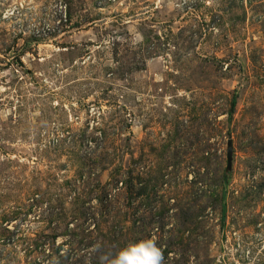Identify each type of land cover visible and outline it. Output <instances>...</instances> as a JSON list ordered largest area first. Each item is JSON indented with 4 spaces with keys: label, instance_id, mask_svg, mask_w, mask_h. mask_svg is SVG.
<instances>
[{
    "label": "rangeland",
    "instance_id": "374dc122",
    "mask_svg": "<svg viewBox=\"0 0 264 264\" xmlns=\"http://www.w3.org/2000/svg\"><path fill=\"white\" fill-rule=\"evenodd\" d=\"M149 237L264 264V0H0V264Z\"/></svg>",
    "mask_w": 264,
    "mask_h": 264
},
{
    "label": "clouds",
    "instance_id": "9594fccd",
    "mask_svg": "<svg viewBox=\"0 0 264 264\" xmlns=\"http://www.w3.org/2000/svg\"><path fill=\"white\" fill-rule=\"evenodd\" d=\"M92 251L97 254L99 264H164V251L155 237L137 242L112 251L103 243H96Z\"/></svg>",
    "mask_w": 264,
    "mask_h": 264
},
{
    "label": "water",
    "instance_id": "95a60500",
    "mask_svg": "<svg viewBox=\"0 0 264 264\" xmlns=\"http://www.w3.org/2000/svg\"><path fill=\"white\" fill-rule=\"evenodd\" d=\"M232 151H233V146H232V140H228V145H227V158H228V165H231L232 163Z\"/></svg>",
    "mask_w": 264,
    "mask_h": 264
},
{
    "label": "trees",
    "instance_id": "16d2710c",
    "mask_svg": "<svg viewBox=\"0 0 264 264\" xmlns=\"http://www.w3.org/2000/svg\"><path fill=\"white\" fill-rule=\"evenodd\" d=\"M235 104H236V100L233 99L232 104H231L230 116H232V112H233V109H234V107H235ZM119 181H120V179L117 178V180H115V182H116L115 184H117ZM121 181H122V184H123V180H121ZM125 182H126V181H125ZM105 192H106V193H105L104 198H107V197H108L107 190H106Z\"/></svg>",
    "mask_w": 264,
    "mask_h": 264
},
{
    "label": "built area",
    "instance_id": "2783aa9c",
    "mask_svg": "<svg viewBox=\"0 0 264 264\" xmlns=\"http://www.w3.org/2000/svg\"><path fill=\"white\" fill-rule=\"evenodd\" d=\"M64 18H66L65 15H64ZM61 20H62V18L58 19L59 23ZM48 25L49 24H47V23L44 24V26H43V27H45V29L43 30L44 33H47V31H50V28L48 27Z\"/></svg>",
    "mask_w": 264,
    "mask_h": 264
}]
</instances>
